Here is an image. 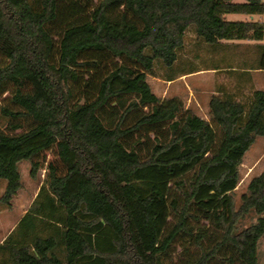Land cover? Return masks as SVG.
<instances>
[{
	"label": "trees",
	"instance_id": "obj_1",
	"mask_svg": "<svg viewBox=\"0 0 264 264\" xmlns=\"http://www.w3.org/2000/svg\"><path fill=\"white\" fill-rule=\"evenodd\" d=\"M190 25L211 44L263 40L264 0H0V202L23 188L21 161L46 169L0 264H259L264 171L239 206L235 190L264 89L212 94L207 119L148 80Z\"/></svg>",
	"mask_w": 264,
	"mask_h": 264
},
{
	"label": "rangeland",
	"instance_id": "obj_2",
	"mask_svg": "<svg viewBox=\"0 0 264 264\" xmlns=\"http://www.w3.org/2000/svg\"><path fill=\"white\" fill-rule=\"evenodd\" d=\"M243 1V0H235ZM251 16L243 13L227 14V19L229 20H246L250 19ZM254 18H258L257 15ZM254 41L256 44L250 47V49H245L247 54V63L254 67L257 65L260 55L262 52V45L264 39ZM238 52L232 47H226V45L221 44H211L200 39L194 29V25H190L186 32V44L185 47L180 51L179 58L173 67H166L161 63L157 62L154 75H149L148 80L151 83L153 90L160 97H181L186 107L192 108L197 114L202 117H209L211 119L210 108L208 104V99L216 87L214 81V75L208 69L213 66H220L222 69L218 73L227 74L233 72V65H243L246 64L242 56L234 54ZM192 70H198L192 71ZM177 78L174 81L169 82V78ZM225 92H228L226 90ZM253 90L246 92L243 96V100L247 101L252 95ZM236 95L233 91L229 92ZM0 102V126L6 128L7 119L3 117L1 113ZM46 160L56 159L52 151L45 153ZM20 169L22 172L23 188L14 196L12 203L19 210L24 207L27 209L28 205L35 199L36 193L40 190V187L45 178L46 169L42 168L36 178L30 176L31 164L27 160L20 162ZM46 167V164L45 166ZM264 171V137L258 136L256 141L253 143L251 148L246 152L243 163L240 166L241 181L235 190L236 204L237 206L241 203V195L247 190L248 184L254 176L259 175ZM6 180L0 183V188L5 189ZM11 203V205H12ZM4 207H8L4 204ZM15 207V208H16ZM21 207V208H20ZM18 212V211H17ZM21 210L19 217L22 216ZM15 213L13 212V216ZM15 219V218H14ZM13 219V221H15ZM257 216L255 213H251L244 219H242L240 226L241 228L249 225L253 221H256ZM10 220L8 221V223ZM7 223V224H8ZM11 223V222H10ZM14 223V222H13ZM4 226L2 234L5 236L9 229L13 227V224ZM260 250V262L259 264H264V236L259 243Z\"/></svg>",
	"mask_w": 264,
	"mask_h": 264
},
{
	"label": "crops",
	"instance_id": "obj_3",
	"mask_svg": "<svg viewBox=\"0 0 264 264\" xmlns=\"http://www.w3.org/2000/svg\"><path fill=\"white\" fill-rule=\"evenodd\" d=\"M231 14H234V13H231ZM250 16L251 18H254V16L252 15ZM220 44L226 45V47H232L233 49L237 50L238 52L236 53L234 52V54H237V55L239 54L240 56H242L246 64H243V65H237V64L233 65L232 64V67H229V68L233 69V72H230L227 74L218 73V71H221L222 69L218 65L213 66L212 68L208 69L209 71H211V73H213L214 81L216 83V87H214V91L212 92V94L223 92V91L225 92L226 90H228V92L233 91L235 94L237 93L235 95L236 98L243 100L242 98L246 92L248 93L250 90L254 91L256 89H264V70L257 68L256 65L254 67H252L251 65H248L247 59L249 60V58L247 57V54L245 53L246 51L245 49H250V47L256 43L254 41H251L250 39H242V40H221ZM197 71L198 70H196V72ZM175 79L177 78L169 79V82L174 81ZM210 97L208 99V104H209ZM205 118L210 119L209 117H205ZM2 182L3 180H0V183ZM3 191L4 189L3 187H1L0 196L3 193ZM38 192L36 193L35 197L37 196ZM15 197H17V195ZM32 202L33 201H31V203L28 205L27 209L24 210V207H23V210L20 209L21 212H23L22 216L29 209ZM15 207H16L15 204L12 203V205L5 208L4 204L0 202V243H2L5 240L8 234L15 228L19 219L22 217V216L19 217V214H20L19 207H16V208ZM13 212L16 214V215L14 214L15 216H13ZM13 219L15 221H13ZM9 220L11 223L10 222L8 223ZM10 224H13V227L10 228L8 233L4 236L2 234V231L4 230V226L8 225L7 226V229H8Z\"/></svg>",
	"mask_w": 264,
	"mask_h": 264
},
{
	"label": "built area",
	"instance_id": "obj_4",
	"mask_svg": "<svg viewBox=\"0 0 264 264\" xmlns=\"http://www.w3.org/2000/svg\"><path fill=\"white\" fill-rule=\"evenodd\" d=\"M260 18H262V17H260Z\"/></svg>",
	"mask_w": 264,
	"mask_h": 264
}]
</instances>
